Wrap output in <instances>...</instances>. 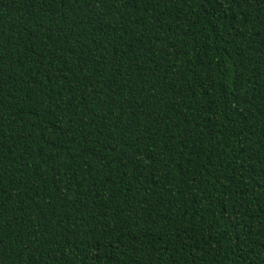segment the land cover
Returning a JSON list of instances; mask_svg holds the SVG:
<instances>
[{
    "label": "trees",
    "instance_id": "1",
    "mask_svg": "<svg viewBox=\"0 0 264 264\" xmlns=\"http://www.w3.org/2000/svg\"><path fill=\"white\" fill-rule=\"evenodd\" d=\"M0 264H264V0H0Z\"/></svg>",
    "mask_w": 264,
    "mask_h": 264
}]
</instances>
